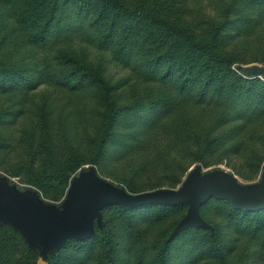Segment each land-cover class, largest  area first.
<instances>
[{"label": "rangeland", "instance_id": "obj_1", "mask_svg": "<svg viewBox=\"0 0 264 264\" xmlns=\"http://www.w3.org/2000/svg\"><path fill=\"white\" fill-rule=\"evenodd\" d=\"M87 1L93 17L103 7L113 11L153 8L187 25L203 41L215 39L219 54L231 59L230 73L235 78L264 81V10L253 4L241 0ZM11 2L0 0V75L8 66L17 71L1 76L0 86L6 82L12 88L33 74L39 83L30 91H0V190L17 194L28 212L79 220L80 214L71 210L69 202L73 189L85 180L107 182L132 197L181 189L218 171L232 175L242 189L263 182L264 112L243 121L234 111L230 113L229 125L243 122L236 134L240 145L236 152L216 146L203 158L192 153L198 147L188 132L203 136L224 109L217 96L198 102L207 70L191 94H178L173 82L161 84L147 77L133 57L124 64L110 47L99 46L95 29L78 20L72 6L60 11L45 47L31 46L15 20ZM247 11L254 19L244 26L238 22ZM231 17L237 23L220 29ZM143 45H150V40H141L139 50L145 49ZM59 49L83 54L84 61L94 66L101 64V77L68 65V72H76L72 79L76 90L47 83L41 71L44 59L50 62L52 74L62 76ZM110 86L108 101L99 99L103 87L109 90ZM172 94L174 105L153 103ZM47 98L52 100L49 113L43 105ZM111 104L119 107L115 136L100 161L92 163V149ZM232 205L228 198L212 196L200 205L199 221L186 226L189 203L100 200L85 216L92 227L86 238L68 228L50 234L42 228L44 221L28 219L26 212L0 216V225L20 233L36 252V264H48L51 253L56 264H105L107 251L112 253V264H160L157 251L164 247L166 264H264V210L259 215H235Z\"/></svg>", "mask_w": 264, "mask_h": 264}, {"label": "trees", "instance_id": "obj_2", "mask_svg": "<svg viewBox=\"0 0 264 264\" xmlns=\"http://www.w3.org/2000/svg\"><path fill=\"white\" fill-rule=\"evenodd\" d=\"M249 4L255 5L258 10H264V0H241ZM121 1H119L120 3ZM87 0H12L11 5L14 9L15 20L24 29L25 38L31 46L45 47L50 33L55 25H57L60 17V11L72 6L74 8L77 19L87 22L90 28L95 29L98 36V45L101 47L111 48L112 55L120 62L127 64L130 58L136 59L142 65L147 77L157 78L161 84H172L177 89L178 94H191L194 85L201 80L203 73L208 71V79L201 89L200 96L197 97L198 102H204L208 96L211 98L217 96L221 99L220 103L224 106L223 112L216 117L211 130L203 136L196 131L188 132L189 139L194 140L197 145L196 152L199 158H203L207 152L216 146H222L226 150L236 152L239 149V143L236 134L241 130L243 122L229 125V115L232 111L238 114V119L243 121L251 118L258 113L264 112V81L259 79H243L235 78L230 73V58H223L218 51L215 39L203 41L198 38L187 25H180L174 20L163 16L160 12L153 8L149 9H132L127 11L107 10L102 8L95 16H89L87 8ZM118 3V2H117ZM118 3V4H119ZM250 13V11H247ZM244 12L242 14L240 24L244 26L250 25L254 16ZM63 17V16H62ZM236 18L231 17L226 20L225 24L220 27L223 29L227 25H234ZM57 22V23H56ZM245 22V23H242ZM148 38L150 45H143L145 49L139 50L138 43ZM61 54L60 61L57 63L61 66L62 76L52 74L51 64L44 59L41 71L46 78L47 83H55L58 88H69L71 91L78 88L72 79L75 71H67L65 68L73 65L74 69L82 71H90L95 76H100V66H94L91 61H84L83 54H76L64 49H59ZM3 65H0V70ZM224 67V68H223ZM17 70L8 66L3 70V76L13 75ZM36 71V70H35ZM37 71H40L37 70ZM233 74V75H232ZM33 75L26 77V81L13 83L12 88L6 86V82L0 86V91L7 92H23L30 91L38 85ZM56 77H59L56 79ZM101 79V78H100ZM108 81L109 78L107 79ZM54 81V82H53ZM106 81V80H104ZM73 83V84H71ZM111 86L109 90L101 91L99 99L108 101ZM52 96L51 94H49ZM43 104L49 113L52 108L50 98ZM158 106L163 103L167 107L174 105L173 94L169 97L157 98L153 101ZM114 106L115 103L112 101ZM110 105V112L103 129L100 131L94 148L92 149V163H98L102 156L107 152L109 140L114 137V126L119 107L115 108ZM119 199L125 203H130V195L120 190L118 191ZM91 195L89 187L75 188L71 194L70 206L74 211L81 212L83 217L79 221L62 219L56 214H46L38 210L28 212L22 206V202L18 195L7 193L0 190V216L7 214L21 215L26 212L28 219L36 222L44 221L42 227L50 234L61 233L66 228L79 238H86L92 232L91 224L84 219L85 210L88 211L87 202ZM110 195V189L98 187L96 194L93 195L94 201ZM231 212L235 215H251L255 213L259 215L264 210H243L232 205ZM260 221V219H257ZM20 233L9 225H0V264H36L37 254L30 249L24 242ZM216 249L221 250L217 239H215ZM165 249L161 248L157 251L160 264H166ZM105 264H112V253L105 252ZM48 264H56L55 253L49 255Z\"/></svg>", "mask_w": 264, "mask_h": 264}, {"label": "water", "instance_id": "obj_3", "mask_svg": "<svg viewBox=\"0 0 264 264\" xmlns=\"http://www.w3.org/2000/svg\"><path fill=\"white\" fill-rule=\"evenodd\" d=\"M78 187L80 186H76L75 188H78ZM81 187H89L91 190V195L88 198V202H87L88 207L90 206L88 211H90L93 205L98 202V201L93 202L94 201L93 195L96 194L98 187H105L107 189H110V195H107L101 198L100 200H103L106 202H110L114 199L120 200L118 197L120 196L118 193V191L120 190L117 187L107 182L97 181V182L89 183L88 180H85L83 182V186ZM75 188L73 189V191L75 190ZM7 193H10V192H7ZM212 196H216L220 198H228L231 200V202L236 207L241 208L243 210L263 209L264 208V180L259 185L251 186L247 189H242L239 186L236 179L232 175H230L227 172L218 171V172L211 173L205 177L197 178L190 185L184 188L161 189V190H157L154 192L143 194L139 197L130 196V201H131V204H143L149 201H158V200L174 202V203L175 202L189 203L190 204L189 214H188L187 219L184 221V225L187 226L196 221H199L200 205ZM70 199H71V196H70ZM70 208L72 211H74L71 206ZM88 211L85 210L86 213L84 217L87 215ZM74 212L79 214V212L77 211H74ZM53 214H56V213H53ZM81 217H83V215L80 212V217L78 219L80 220ZM61 218L64 219L63 217ZM79 220H76V221H79Z\"/></svg>", "mask_w": 264, "mask_h": 264}]
</instances>
